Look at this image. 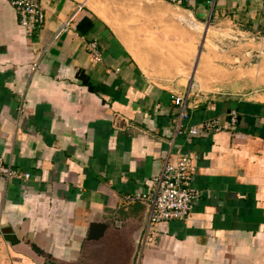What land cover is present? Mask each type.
<instances>
[{"label": "crops", "instance_id": "obj_1", "mask_svg": "<svg viewBox=\"0 0 264 264\" xmlns=\"http://www.w3.org/2000/svg\"><path fill=\"white\" fill-rule=\"evenodd\" d=\"M101 2L47 0L28 34L0 0V155L30 174L0 177V264H264V91L189 81L197 38L217 67L264 52V0H107L113 23ZM181 153L202 195L150 228L132 197Z\"/></svg>", "mask_w": 264, "mask_h": 264}, {"label": "built area", "instance_id": "obj_2", "mask_svg": "<svg viewBox=\"0 0 264 264\" xmlns=\"http://www.w3.org/2000/svg\"><path fill=\"white\" fill-rule=\"evenodd\" d=\"M15 7L20 24L28 34L40 31L46 20L45 4L47 0H8ZM170 3L183 5L188 0H166ZM71 17L65 25L56 33L58 38L61 31L67 28ZM176 105L182 107V116H187L188 100L182 96L173 98ZM231 123L234 125L238 120V112H230ZM221 129L218 118H207L199 125L189 128L190 135L196 136L211 133ZM196 167L190 153H181L176 160L166 159L158 174L152 177L147 192H138L132 199L150 203L148 226L166 222L172 219H183L192 210L194 202L198 200L202 191L194 185ZM29 173H22L7 164L0 155V177L6 179H27Z\"/></svg>", "mask_w": 264, "mask_h": 264}, {"label": "rangeland", "instance_id": "obj_3", "mask_svg": "<svg viewBox=\"0 0 264 264\" xmlns=\"http://www.w3.org/2000/svg\"><path fill=\"white\" fill-rule=\"evenodd\" d=\"M106 1L101 2L103 4L96 8L97 11L107 16L112 23L116 17L121 19V7H107ZM234 42L240 41L234 40ZM194 46L195 54L194 59L190 62L192 70L189 81L192 82L190 83L191 89L195 90L196 93L214 95L224 88L232 89L230 91H239L242 87L243 91L241 92L264 91V52H259V55L228 57L225 62H222V67H217L213 63L214 57H211L210 62L204 55L199 58L200 51L204 47L206 50L211 47L204 37L197 38ZM220 48H228V46L221 45ZM161 59V65L165 67L168 58L161 56Z\"/></svg>", "mask_w": 264, "mask_h": 264}, {"label": "trees", "instance_id": "obj_4", "mask_svg": "<svg viewBox=\"0 0 264 264\" xmlns=\"http://www.w3.org/2000/svg\"><path fill=\"white\" fill-rule=\"evenodd\" d=\"M79 76L81 77V78H84V76H83V74L80 72L79 73ZM88 81V80H87ZM90 89H94L95 90V88L92 86V85H90Z\"/></svg>", "mask_w": 264, "mask_h": 264}, {"label": "water", "instance_id": "obj_5", "mask_svg": "<svg viewBox=\"0 0 264 264\" xmlns=\"http://www.w3.org/2000/svg\"><path fill=\"white\" fill-rule=\"evenodd\" d=\"M147 205H148V210H150V203H149V202H147Z\"/></svg>", "mask_w": 264, "mask_h": 264}]
</instances>
